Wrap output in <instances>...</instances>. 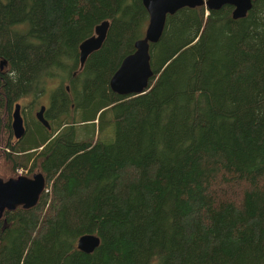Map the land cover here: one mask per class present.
<instances>
[{"label": "trees", "instance_id": "trees-1", "mask_svg": "<svg viewBox=\"0 0 264 264\" xmlns=\"http://www.w3.org/2000/svg\"><path fill=\"white\" fill-rule=\"evenodd\" d=\"M232 8L168 14L148 88L121 96L109 80L144 34L142 0H0V154L32 162L49 188L0 218V264H137L140 250L163 264H264V0L242 18ZM54 80V128L9 142L12 106ZM83 233L99 236L95 251L76 248Z\"/></svg>", "mask_w": 264, "mask_h": 264}, {"label": "water", "instance_id": "water-1", "mask_svg": "<svg viewBox=\"0 0 264 264\" xmlns=\"http://www.w3.org/2000/svg\"><path fill=\"white\" fill-rule=\"evenodd\" d=\"M148 13V22L141 38L135 41L134 51L126 55L109 80L110 89L118 95L129 96L144 93L149 86L153 71L150 65V45L157 43L162 35L166 16L174 14L181 8L201 7L208 11L218 10L224 5L232 6L233 19L244 17L252 6V0H142ZM109 22L102 21L94 28L93 35L84 39L79 45L80 67L88 55L98 50L106 36ZM6 64L4 60L0 65ZM21 105L15 103L11 114V128L15 139L25 134V126L20 113ZM45 106L41 105L35 116L44 126L48 121L44 118ZM45 189V177L35 172L31 177L18 175L3 179L0 177V218L5 211H12L21 206L28 209L37 204ZM100 245L96 234L83 233L77 237L76 248L84 253L95 251Z\"/></svg>", "mask_w": 264, "mask_h": 264}, {"label": "rangeland", "instance_id": "rangeland-1", "mask_svg": "<svg viewBox=\"0 0 264 264\" xmlns=\"http://www.w3.org/2000/svg\"><path fill=\"white\" fill-rule=\"evenodd\" d=\"M57 85H58L57 80L50 81V82L46 83L47 90L44 93L34 95V96L28 95L27 97L21 98L17 101L21 105L22 115L24 117L25 124L27 127L25 134L19 139V140L22 139L20 144L29 146L30 144H33V142H35V140L37 139V135H38V130H37L36 124L40 125L42 127V129H43L42 131L45 134L48 133L47 130L45 129V127L43 125H41L36 120L35 112L39 109L40 105H42V104L48 105L50 92L53 91V89ZM28 106H31V111H30L29 115L27 112ZM12 110H13V106L11 108V112H10L11 114H12ZM10 122H11V120H10ZM54 126H55L54 123H52L53 128H54ZM28 130H29V132L27 133ZM80 132H81V130L79 129L78 133L76 134L77 138H81L82 133H80ZM0 134H1V131H0ZM6 141H7V136L4 134L3 139L2 140L0 139V147L1 148H3V145L5 144ZM9 142H11L12 144H19V141L17 142L10 135H9ZM3 149L5 150V153L8 151L5 148H3ZM32 153H34V152H32ZM3 159H5V154L2 153V154H0V177L3 179H7V178H10L12 176L16 177L15 176L16 174L17 175H26L27 174V175L32 176V174L35 173V170L37 168L35 166L32 172L29 170V167L31 166L32 162L31 163L29 162L26 167L16 166V167L12 168L10 163L3 164ZM20 170H22L21 174H19ZM31 176H29V177H31ZM48 189L46 188L45 190L47 191ZM76 240H77V238H76ZM76 240H75V244H76ZM139 252L140 253L138 256L137 264H163V263H161L162 262L161 260L153 259V258L151 259V257H149V254H146L144 250H140Z\"/></svg>", "mask_w": 264, "mask_h": 264}, {"label": "flooded vegetation", "instance_id": "flooded-vegetation-1", "mask_svg": "<svg viewBox=\"0 0 264 264\" xmlns=\"http://www.w3.org/2000/svg\"><path fill=\"white\" fill-rule=\"evenodd\" d=\"M5 64H3L2 66L0 65V70H2L3 69V66H4ZM49 103H50V96H49V101H48V105H44V104H42V105H44L45 106V109H44V112H43V116H44V118L47 120V117H46V110H47V108H48V106H49ZM41 106V105H40ZM40 106H39V108H40ZM38 111V110H37ZM36 111V112H37ZM36 112H35V114H36ZM20 113H21V116H22V119H23V123H24V126H25V129H27V127H26V124H25V120H24V117H23V115H22V111H21V109H20ZM36 117V116H35ZM37 120V119H36ZM38 121V120H37ZM48 121V120H47ZM39 122V121H38ZM40 123V122H39ZM41 124V123H40ZM10 125H11V122H10ZM42 125V124H41ZM44 126V125H43ZM45 127V129L47 130V131H50L53 127H52V125H51V123H50V121H48V127H46V126H44ZM25 132H26V130H25ZM10 136L12 137V138H14L15 139V137H14V135H13V132H12V128H11V133H10ZM16 141H19V139L17 140V139H15Z\"/></svg>", "mask_w": 264, "mask_h": 264}, {"label": "built area", "instance_id": "built-area-1", "mask_svg": "<svg viewBox=\"0 0 264 264\" xmlns=\"http://www.w3.org/2000/svg\"><path fill=\"white\" fill-rule=\"evenodd\" d=\"M21 173H22V170L19 171V174H21Z\"/></svg>", "mask_w": 264, "mask_h": 264}]
</instances>
